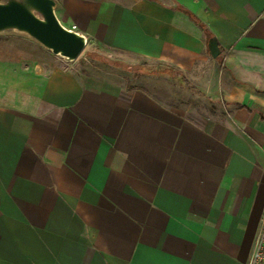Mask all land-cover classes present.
I'll use <instances>...</instances> for the list:
<instances>
[{
    "label": "crops",
    "instance_id": "crops-1",
    "mask_svg": "<svg viewBox=\"0 0 264 264\" xmlns=\"http://www.w3.org/2000/svg\"><path fill=\"white\" fill-rule=\"evenodd\" d=\"M54 11L95 62L49 67L33 38L0 39V264H246L264 213V0Z\"/></svg>",
    "mask_w": 264,
    "mask_h": 264
},
{
    "label": "water",
    "instance_id": "water-1",
    "mask_svg": "<svg viewBox=\"0 0 264 264\" xmlns=\"http://www.w3.org/2000/svg\"><path fill=\"white\" fill-rule=\"evenodd\" d=\"M55 0H6L0 2V31L16 29L49 49L74 60L83 50L85 37L63 26L56 17ZM210 54L220 53L216 39L209 40Z\"/></svg>",
    "mask_w": 264,
    "mask_h": 264
},
{
    "label": "rangeland",
    "instance_id": "rangeland-1",
    "mask_svg": "<svg viewBox=\"0 0 264 264\" xmlns=\"http://www.w3.org/2000/svg\"><path fill=\"white\" fill-rule=\"evenodd\" d=\"M5 1L6 0H0V2H5ZM24 38H30V36L24 32L18 31L16 29H6L4 31H0V39L12 41L14 44H20L21 45L23 42L26 43V39H24ZM31 45H32V43H31ZM32 51H35V53H37L38 57L41 58L42 61L45 64H47V66H49V67L50 66L67 67L70 64H73L74 66L78 67L79 69H81V68L85 69V67L87 68L89 65L90 58L92 59V61L90 63H92L93 61L95 62V58H93L94 57L93 54H96L95 50L91 46L89 47L88 44L84 47V49L81 51V53L78 55V57L75 58L74 60H67L63 56L52 53L49 49H48V51H43L41 48L38 50H35V48H33V46H32ZM107 55H108V53H107ZM110 58L118 61L119 56L117 54H111ZM97 60H101V61L99 63H96V65H97L96 69H95L96 72L112 75V77H115L120 81H124V79H125L126 83L129 82V78L127 76L124 77V76L120 75V73L117 74L116 73L117 70H113L111 72L106 70L105 65L109 64L108 62H106L105 60H102L101 58L97 59ZM112 65L115 67L123 68L125 64H122V66H117L114 64H112ZM129 66L133 67L132 65H129ZM131 67L126 68V69L130 70ZM126 74H128V76H130L129 73H126ZM151 91L160 95V98L163 100H166V101L172 100V97H167V96L162 95V91H166L164 87H158V88L153 89ZM178 99L179 98L176 97V99H173V100L176 101ZM192 106L195 107V109H197V110L199 109V110L205 111V110H209L210 102L209 101L204 102L201 99L199 100L196 98L195 100H192Z\"/></svg>",
    "mask_w": 264,
    "mask_h": 264
},
{
    "label": "built area",
    "instance_id": "built-area-1",
    "mask_svg": "<svg viewBox=\"0 0 264 264\" xmlns=\"http://www.w3.org/2000/svg\"><path fill=\"white\" fill-rule=\"evenodd\" d=\"M246 264H264V213L256 235L253 251Z\"/></svg>",
    "mask_w": 264,
    "mask_h": 264
},
{
    "label": "trees",
    "instance_id": "trees-1",
    "mask_svg": "<svg viewBox=\"0 0 264 264\" xmlns=\"http://www.w3.org/2000/svg\"><path fill=\"white\" fill-rule=\"evenodd\" d=\"M114 65L122 66V64H120V63L114 64ZM129 67H131V66H129V65H124L123 68H129ZM196 93L200 95V91H196Z\"/></svg>",
    "mask_w": 264,
    "mask_h": 264
}]
</instances>
